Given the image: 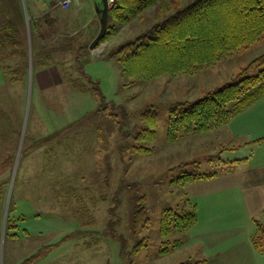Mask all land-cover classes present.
Segmentation results:
<instances>
[{
    "label": "rangeland",
    "instance_id": "obj_1",
    "mask_svg": "<svg viewBox=\"0 0 264 264\" xmlns=\"http://www.w3.org/2000/svg\"><path fill=\"white\" fill-rule=\"evenodd\" d=\"M45 1L35 0L40 14ZM193 1L170 0L164 7L158 3L119 26L109 41L89 49L84 70L98 83L105 101L110 102L108 108L102 109L89 96H84L88 100L85 98L83 103L78 94L60 85L57 90L43 92L40 100L32 88L22 103L24 113V105L21 109L17 97H13L16 103L10 110V119L14 125L18 118L22 119L24 144L29 143L24 134L28 135L30 125L40 117L41 125L34 132L37 136L51 132L55 124L61 126L89 112L68 131L49 136L38 147L26 145L23 153L25 147L21 146L9 170L0 169V264H22L34 255L37 258L31 264H198L190 249L182 250L189 229L161 237L162 211L188 210L195 203L185 193L186 183L180 184L178 178L186 173H219L221 165L225 167L221 158L230 155L221 156L218 149L212 151L211 146L221 148L226 144L218 140L219 144L217 134H210L213 131L205 136L179 130L176 139L169 140V112L178 102L200 98L211 89L255 74L258 69L249 68V64L264 54V34L259 41L195 74L164 76L149 82H132L122 74L118 62L104 58L107 50L151 28L161 14L167 15ZM77 2L80 11L73 6L52 7L57 8L59 19L77 17L79 23L83 22L78 32L85 33L93 20L102 17L103 0ZM25 7L27 21L42 16L32 19ZM74 36L79 39L80 35ZM68 65L75 66L72 55H68ZM150 105L157 111L155 138L139 140L138 133L147 127L140 112ZM262 118L264 96L232 122L233 144L264 136ZM139 146L149 151L142 153L134 148ZM242 147L240 153L256 149ZM254 153L256 159L264 157V147ZM141 198L149 224L133 232L132 210ZM199 212L200 209L196 214ZM259 236L264 243V232ZM177 240L181 245L172 248Z\"/></svg>",
    "mask_w": 264,
    "mask_h": 264
},
{
    "label": "trees",
    "instance_id": "obj_2",
    "mask_svg": "<svg viewBox=\"0 0 264 264\" xmlns=\"http://www.w3.org/2000/svg\"><path fill=\"white\" fill-rule=\"evenodd\" d=\"M169 1L117 0L116 4L108 9L106 32L97 45L109 41L117 33L119 26L139 17L145 10L158 3H160L159 7H164ZM162 15L158 16L151 28L140 36L126 40L104 53V58L119 63L122 74L134 80L132 82H149L164 76L195 74L198 70L215 64L227 54L259 41L264 34V0H194L181 9ZM37 21L36 27L41 25L44 27L42 30L37 29L41 38L51 37L57 41H54L49 49L43 50V54L49 55L55 49L57 51L72 50L76 71L74 75L67 74L69 84L72 88L95 97L102 109L108 108L110 102L105 101L98 83L93 81L84 70L90 54L89 45L94 36L80 39L84 35L83 31L77 32L80 35L79 39L75 36L66 38L65 36H68L66 34H61L62 37H59L60 30L54 27L50 15L45 14ZM3 32L4 28L0 29V36ZM51 62L54 60L51 59ZM250 67L257 68V72L211 89L200 98L176 103L169 112V140H175L179 130L206 135L226 125L234 116L262 98L264 96V54L252 60ZM109 115L112 114L109 113ZM140 118L147 127L138 133L137 139L154 140L157 126L156 107L147 106L140 112ZM47 138L36 141V145ZM262 141L264 136L252 142ZM134 148L142 153L149 151L145 147ZM26 150L27 147L23 149V153H26ZM12 158L13 155L7 156L2 161L5 169L9 170L11 167ZM215 175L216 172L186 173L177 181L185 184L212 178ZM2 195L0 182V198ZM143 201L144 198L137 200L132 210L133 232L147 228L149 224ZM186 201L189 202V200ZM196 210L195 204L190 205L188 210H163L161 237L166 238L173 232L178 234L186 232L197 220ZM9 228H12L11 224ZM257 228L258 234L252 237V243L258 251H264V243L259 236L264 230L260 224H257ZM181 243L177 240L172 248H177ZM36 258L37 255L31 256L22 264H31Z\"/></svg>",
    "mask_w": 264,
    "mask_h": 264
},
{
    "label": "crops",
    "instance_id": "obj_3",
    "mask_svg": "<svg viewBox=\"0 0 264 264\" xmlns=\"http://www.w3.org/2000/svg\"><path fill=\"white\" fill-rule=\"evenodd\" d=\"M71 1L70 8L73 6V9L78 11L80 9L78 0ZM26 3L27 0H0V29L4 28L0 36V156L3 157L0 158L1 171L8 170L3 167L2 161L7 156L17 154V149L19 151L21 146L36 148L41 145H36V141L49 136L56 137L55 135L68 131L89 112L79 115L76 120L68 119L61 126L54 123L51 132L37 136L34 132L41 125L40 117L39 121H34L30 125L28 135L24 134V139L29 141L24 144L22 119L18 118L19 121L14 125L10 119V110L18 100L21 109L24 105V113L26 108L22 103L32 88L38 93L36 95L38 100L42 98L43 92L57 90V86L60 85L61 88L78 94V97L84 100L83 103L85 98L88 100L84 96H89L97 102L91 94L72 88L68 82L67 74L74 75L76 71L75 66L72 68L68 65V55H72L74 62L72 50L55 49L49 55L43 54L42 51L52 47L56 39L41 38L37 29L42 30L44 27L42 25L36 27L37 20L31 21V24L25 19V5L32 19L40 15H50L54 27L59 30L61 28V34L68 35H63L66 38L74 37L83 27V22L79 23L77 17L59 19L55 10L57 8L52 7L47 1L43 4L45 9L41 14L35 0H28V4ZM99 29V20H93L92 26L85 30L80 39L95 37ZM50 58L54 62H51ZM13 97H17L14 104ZM49 105L52 106V103ZM13 110L15 111V108ZM241 113L210 133L217 134V137L215 136L217 141L226 143L224 145L218 141L222 145L221 148L217 145L211 146L212 151L218 149L221 156L230 155L224 160L221 158L225 167L221 165V171L216 172L212 178L184 185L185 193L197 207L196 211L200 209L201 212L199 215L196 214L195 224L185 233L188 235L182 250L185 252L190 249L191 254L197 256L198 264H264V251H258L252 243V237L258 232L257 224L264 227V157L256 159L254 156L255 150L264 147V141L252 142L260 138L257 137L244 139L245 142L241 144H233L235 133L232 122ZM24 130L27 133V128ZM205 141L210 140L206 138ZM243 145L256 146V149L251 148L250 151L240 153Z\"/></svg>",
    "mask_w": 264,
    "mask_h": 264
},
{
    "label": "water",
    "instance_id": "obj_4",
    "mask_svg": "<svg viewBox=\"0 0 264 264\" xmlns=\"http://www.w3.org/2000/svg\"><path fill=\"white\" fill-rule=\"evenodd\" d=\"M103 12L102 17L99 19L100 29L94 39L91 41L89 45V49H93L100 41V39L104 36L106 32V24H107V15H108V7L106 4V0H103Z\"/></svg>",
    "mask_w": 264,
    "mask_h": 264
},
{
    "label": "built area",
    "instance_id": "obj_5",
    "mask_svg": "<svg viewBox=\"0 0 264 264\" xmlns=\"http://www.w3.org/2000/svg\"><path fill=\"white\" fill-rule=\"evenodd\" d=\"M51 5H57L62 9H68L71 6L72 1L71 0H46ZM117 0H106V4L108 9H111L115 4Z\"/></svg>",
    "mask_w": 264,
    "mask_h": 264
}]
</instances>
